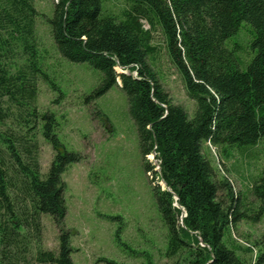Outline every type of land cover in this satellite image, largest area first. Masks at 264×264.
Returning <instances> with one entry per match:
<instances>
[{
	"label": "trees",
	"instance_id": "trees-1",
	"mask_svg": "<svg viewBox=\"0 0 264 264\" xmlns=\"http://www.w3.org/2000/svg\"><path fill=\"white\" fill-rule=\"evenodd\" d=\"M102 3L57 0L49 19L52 36L63 58L100 72L86 101L113 85L125 94L144 169L157 178L152 189L167 227L166 256L175 258L171 264H247L223 238L240 220L261 218L264 170L251 186L254 207L229 179L216 178L202 146L208 142L228 155V148L253 146L264 137V0H128L119 17L103 13ZM36 14L33 0H0V252L7 253L10 243H28L26 235L40 242L41 215L47 214L59 229L57 253L39 248L33 261L24 256L21 262L74 264L62 174L83 156L63 146L54 114L37 108V76L45 74L38 64ZM243 21L253 28L249 47L255 52L245 69L237 45L225 46ZM157 27L195 99L192 117L169 97L148 62ZM39 122L55 152L44 176ZM152 153L158 170L147 158ZM23 228L27 233L18 238ZM115 236L119 240V231ZM254 243L259 252L251 264H264V240Z\"/></svg>",
	"mask_w": 264,
	"mask_h": 264
},
{
	"label": "rangeland",
	"instance_id": "rangeland-1",
	"mask_svg": "<svg viewBox=\"0 0 264 264\" xmlns=\"http://www.w3.org/2000/svg\"><path fill=\"white\" fill-rule=\"evenodd\" d=\"M56 1L33 0L37 12L38 64L45 74V77L37 76L36 103L39 112L54 114L55 132L63 146L83 156L62 174L66 184L64 228L70 234L71 258L74 264H171L175 258L165 254L167 227L152 189V178L154 182L157 178L144 169L138 132L128 110L127 98L117 85H113L103 95L86 101L101 74L87 63L71 62L58 52L49 22ZM127 6L128 0H103L102 12L119 17ZM142 23L148 28L146 21ZM253 33L252 26L243 21L239 30L225 40L229 49L237 45L235 53L241 69H245L255 54L249 47ZM151 44L156 51L148 62L158 80L169 97L192 117L195 99L189 95L179 72L170 62L159 27L153 31ZM117 70L121 71L119 67ZM40 126L39 122L36 136L44 176L55 152L42 136ZM202 149L215 169L216 178L229 179L233 190L256 207L251 186L264 170V137L253 146L228 148V155L208 142L203 143ZM0 150L5 152L1 145ZM147 158L157 168L152 154ZM159 183L164 187L161 181ZM41 224L40 242L26 235L28 243L18 246L10 243L8 248L5 245L7 253L0 252V264H23L24 256L28 262L33 261L39 248L57 253L58 227L47 214L41 215ZM27 230L23 228L18 238ZM117 231L119 240L115 236ZM261 239L264 240V213L255 222L240 220L223 238L228 247L238 248V255L247 264H251L259 252L254 242Z\"/></svg>",
	"mask_w": 264,
	"mask_h": 264
},
{
	"label": "water",
	"instance_id": "water-1",
	"mask_svg": "<svg viewBox=\"0 0 264 264\" xmlns=\"http://www.w3.org/2000/svg\"><path fill=\"white\" fill-rule=\"evenodd\" d=\"M152 158L154 159V154H153V153H152ZM158 168H159V167L157 166V168H155V169L158 170Z\"/></svg>",
	"mask_w": 264,
	"mask_h": 264
}]
</instances>
